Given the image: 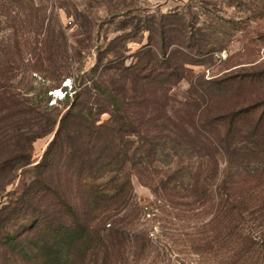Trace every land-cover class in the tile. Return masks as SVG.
Instances as JSON below:
<instances>
[{
    "label": "rangeland",
    "instance_id": "obj_1",
    "mask_svg": "<svg viewBox=\"0 0 264 264\" xmlns=\"http://www.w3.org/2000/svg\"><path fill=\"white\" fill-rule=\"evenodd\" d=\"M2 1L9 9L0 17V67L9 60L15 69L10 78L0 72V163L13 157L15 162L0 172L3 184L13 177L0 197V206L29 197L32 216L41 212L39 222L71 225V214L63 210L62 216L60 209L56 211L55 204L65 198L75 209L76 221L91 232L101 231L89 211V198L102 205L106 197H92L89 191L97 188L104 189L103 194L112 192L110 179L119 171L114 165L97 170L85 192L80 181L84 169L79 162L94 148L100 159H110L107 153L116 139L107 140L106 132L101 138L91 135L88 126L77 125L73 117L67 120L69 116L58 131L60 120L73 104H64V96L75 86L82 88L76 103L85 105L89 99L94 112L99 108L105 111L96 116L98 123H105L112 108L97 88H91L94 82L104 87L111 81L117 87L125 84L127 93H132L138 77L146 78L148 94L159 104L156 106L166 101L169 113L182 114L186 119L190 111L204 114L203 126L199 121L200 137L205 135V140L208 137L211 141L218 135L225 139V145L237 140L238 159L244 164L237 169L238 174L251 175L258 184L251 204L262 198L258 177H264V0ZM212 46L222 49L198 55V50ZM174 49L180 51L184 77L174 78L161 90L167 72L162 61ZM207 88L212 91L208 95L203 91ZM195 98L199 104L192 103ZM156 106H150V111L159 109ZM127 107L132 110L134 104ZM250 107H254L252 111ZM42 114L55 117L57 122L53 131L32 140L44 125ZM228 128L232 129V139L227 135ZM76 129H80V140ZM194 132L197 134L198 129ZM118 134L124 147L128 136L124 129ZM164 152L159 151L157 158L174 164L177 157ZM219 162L224 177L236 172L228 151L225 156L219 155ZM132 172L133 201L123 213V222L133 242L123 246L124 260L118 259L119 245L116 247L112 264H217L213 252L203 259L187 245V233L196 222L194 212L188 211L187 205L166 202L141 182L136 171ZM242 192L244 188L239 187L237 194ZM247 197L244 192L243 199ZM176 199L179 203L188 200ZM209 212L208 208L204 222L212 217ZM242 215L248 220L252 217L247 212ZM12 216L14 220L2 221L4 226L0 228V264H36L33 253L23 255L19 247L20 242L26 243L33 236L34 217L24 222L17 214ZM23 224H28L27 228L23 229ZM245 224L244 228L251 221ZM143 231L151 237L150 245L142 238ZM4 232H18L17 240L6 242ZM258 245L247 264H264V251ZM26 250L31 251L27 244ZM85 262L94 264L90 257Z\"/></svg>",
    "mask_w": 264,
    "mask_h": 264
},
{
    "label": "trees",
    "instance_id": "obj_2",
    "mask_svg": "<svg viewBox=\"0 0 264 264\" xmlns=\"http://www.w3.org/2000/svg\"><path fill=\"white\" fill-rule=\"evenodd\" d=\"M0 7H4V9H0L1 17L9 7L2 0H0ZM217 49L221 50L222 48L212 46L206 50L200 49L198 55H211ZM179 52V49H174L162 61L165 63L162 68H165L167 72L161 90L166 89L167 85H171L174 78L184 77L185 67L183 68L184 64L179 60ZM6 63L8 64L1 65L0 72L1 75L10 78L15 66L10 64L9 60ZM5 73L7 74L5 75ZM145 79L139 77L134 79L139 85L136 84L131 88L132 93H127L125 84L117 87L111 81L109 87H104L100 86L98 82H94L91 88H97L100 95L112 108L110 118L105 123H98L99 119L96 117L105 111L99 108L97 112H94L93 105H89V99L85 100V105L76 103L82 88L75 86L72 91H66L64 104L70 101L73 104L60 120L58 131L62 129V124L69 116L67 120L73 117V121L75 122L76 119L77 125L88 126L91 135L96 134V137L101 138V135L106 132L108 134L104 137L107 140L110 137L116 139L114 148L107 153L110 157L109 160L100 159L94 148L92 151L89 150L90 154L84 161L79 162V167L84 169L80 174V181L84 183V191L86 192L91 187L90 179L95 177L97 170H105L107 165H114L115 171L119 172L110 179L112 192L103 194L104 189L97 188L89 191L90 195L93 194L92 197H98L97 194L100 198L106 197V201L102 205H97L98 200L89 198L91 208L89 211L94 213V218L97 219V225H99L98 229L101 230L98 232H91L90 228L80 223L78 219L76 221L75 209L65 198L55 204L57 205L56 211L60 209L62 216L63 210L71 214V217L74 218V224L71 225L61 222L57 225L52 222L45 225L39 222L41 212L32 216L33 208L29 197L27 199L18 197L7 205L0 206V228L4 226L2 221H13L12 215L14 214H17L18 218L24 222L34 217L35 222L31 226L33 236L26 243L20 242L19 247L23 255H29L32 252L36 264H86L87 257H90L94 264H98V262L112 264L113 254L118 245V259L124 260L125 255H123L122 248L123 246L126 248L127 241L129 245L133 242V235L126 230L123 222V213L128 210L133 201L131 175L134 172L132 171H136L141 182L150 186L153 192L166 202L172 205H187L188 211L190 209L194 212L193 217L195 216L196 222L191 232L187 233L190 236L187 245L199 257L204 259L213 252L216 259L218 258L217 264H247L253 257V253L256 252V245L260 244L258 248L264 251V177L260 180L258 177V183L262 186V189L259 190L262 198L255 201L256 204H251L252 198L256 197L253 194L258 190V184L251 175L249 178L241 177V174H238L237 169L244 164L238 159L240 147L237 145V140L232 139V129H227V135L232 140L226 145L223 143L225 139L218 135H215L211 141L208 140V137L205 140V135L200 137L202 127L199 124L200 121L203 126V123L206 122L203 120L204 114L200 116L196 114L197 110L190 111L189 118L186 119L182 114L169 113L170 109L167 107L166 101L162 103L161 107L156 106L159 104L148 94ZM210 89L207 88L203 91L208 95L212 92ZM87 90L88 93L91 91L89 88ZM195 92L198 93V90L196 89ZM198 100L195 98L192 103L199 104ZM131 103L134 104V109L129 110L126 106ZM150 106H156L159 109L150 111ZM253 108L250 107L249 111H252ZM41 118L44 125L35 131V137L32 140L53 131L57 122L55 117L49 115L42 114ZM220 119L221 116L217 120L220 121ZM122 129L128 136L127 144L124 147H122L121 136L118 134L122 132ZM197 129L198 133L195 134L194 131ZM79 130H75V135L81 139L80 133L78 134ZM118 137H120V142L116 143ZM89 143L90 141L88 145ZM164 150V153L172 152L177 157L174 164L157 158L159 151L163 152ZM226 151L231 158V168L236 170L227 178L223 176L222 172L224 171L223 168H220L219 162V155L225 156ZM111 153H113L112 156H110ZM13 159L14 157L2 161L0 172H3L9 165L12 167L15 162ZM12 179L13 177L6 179L7 182L3 184L2 178H0V197ZM239 187L244 188V192L249 197L243 199L244 192L238 195ZM48 190L50 189L48 188ZM225 195L228 196V199H224ZM177 197H185L188 200L179 203ZM253 206H257V209ZM208 208L210 209L209 213L213 215L204 222L208 215ZM243 212L252 215L250 220L242 215ZM255 213L257 216L253 217ZM226 218L229 219L227 222ZM245 220H247L246 222L251 221V224L244 228ZM27 225L23 224V229L27 228ZM4 234V240L8 243L16 241L18 238V232H4ZM141 235L150 245L151 237L148 232L143 231ZM26 244L31 251L27 252ZM143 246L146 247V244L144 243Z\"/></svg>",
    "mask_w": 264,
    "mask_h": 264
}]
</instances>
